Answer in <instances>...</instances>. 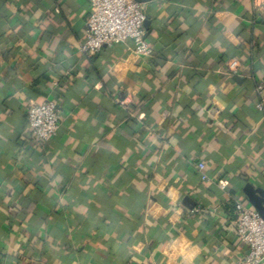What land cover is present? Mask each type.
<instances>
[{"label": "crops", "instance_id": "crops-1", "mask_svg": "<svg viewBox=\"0 0 264 264\" xmlns=\"http://www.w3.org/2000/svg\"><path fill=\"white\" fill-rule=\"evenodd\" d=\"M142 5L151 57H88V0H0V264H243L227 205L264 207V0ZM30 101L60 107L47 143Z\"/></svg>", "mask_w": 264, "mask_h": 264}, {"label": "built area", "instance_id": "built-area-1", "mask_svg": "<svg viewBox=\"0 0 264 264\" xmlns=\"http://www.w3.org/2000/svg\"><path fill=\"white\" fill-rule=\"evenodd\" d=\"M90 11L87 20L85 38L79 44V52L92 57L105 47H114L127 41L132 42L137 57H151L152 49L146 39V15L143 5L136 0H88ZM241 63L231 59L226 64L229 74L240 73ZM258 97L256 109L264 114V85L258 83L255 89ZM29 131L34 139L47 143L58 132L61 110L55 101L35 103L30 101L26 107ZM202 181L208 180L203 162L196 164ZM224 189L226 182H218ZM199 211V208L195 210ZM235 219L233 232L235 237L247 247L243 264H264V219L257 210L242 201L234 206Z\"/></svg>", "mask_w": 264, "mask_h": 264}, {"label": "water", "instance_id": "water-1", "mask_svg": "<svg viewBox=\"0 0 264 264\" xmlns=\"http://www.w3.org/2000/svg\"><path fill=\"white\" fill-rule=\"evenodd\" d=\"M138 3L140 4H145V3H148L150 2L151 0H136ZM148 24V21L145 22V27L147 26ZM258 213L261 215V217L264 219V207H259L257 206V209Z\"/></svg>", "mask_w": 264, "mask_h": 264}, {"label": "trees", "instance_id": "trees-1", "mask_svg": "<svg viewBox=\"0 0 264 264\" xmlns=\"http://www.w3.org/2000/svg\"><path fill=\"white\" fill-rule=\"evenodd\" d=\"M227 208H230V210H234V205L231 203V205H227Z\"/></svg>", "mask_w": 264, "mask_h": 264}]
</instances>
